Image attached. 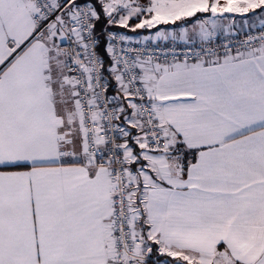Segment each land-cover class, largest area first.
I'll return each mask as SVG.
<instances>
[{"label": "snow or ice", "instance_id": "obj_1", "mask_svg": "<svg viewBox=\"0 0 264 264\" xmlns=\"http://www.w3.org/2000/svg\"><path fill=\"white\" fill-rule=\"evenodd\" d=\"M0 264H264V0H0Z\"/></svg>", "mask_w": 264, "mask_h": 264}, {"label": "built area", "instance_id": "obj_2", "mask_svg": "<svg viewBox=\"0 0 264 264\" xmlns=\"http://www.w3.org/2000/svg\"><path fill=\"white\" fill-rule=\"evenodd\" d=\"M253 31H255V30H253Z\"/></svg>", "mask_w": 264, "mask_h": 264}, {"label": "crops", "instance_id": "obj_3", "mask_svg": "<svg viewBox=\"0 0 264 264\" xmlns=\"http://www.w3.org/2000/svg\"><path fill=\"white\" fill-rule=\"evenodd\" d=\"M154 31V30H153Z\"/></svg>", "mask_w": 264, "mask_h": 264}]
</instances>
